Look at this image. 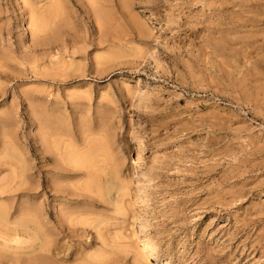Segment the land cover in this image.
<instances>
[{
	"label": "rangeland",
	"instance_id": "1",
	"mask_svg": "<svg viewBox=\"0 0 264 264\" xmlns=\"http://www.w3.org/2000/svg\"><path fill=\"white\" fill-rule=\"evenodd\" d=\"M47 2L0 0V264H264V0ZM89 145L120 212L46 188Z\"/></svg>",
	"mask_w": 264,
	"mask_h": 264
},
{
	"label": "bare ground",
	"instance_id": "2",
	"mask_svg": "<svg viewBox=\"0 0 264 264\" xmlns=\"http://www.w3.org/2000/svg\"><path fill=\"white\" fill-rule=\"evenodd\" d=\"M47 1H48L47 2L48 3V5H47V12L50 13V11L54 9L55 3H56L57 0H47ZM105 2H106V0H93V4L95 6H97V7H100ZM45 3H46V0H45ZM92 7H93V5H92ZM43 8H45V7L42 6L41 9H43ZM56 10H57V8H56ZM43 11H44V9L42 10V12ZM45 14H46V12H44V15ZM53 15H51V18H49V19L52 20V16ZM46 17L45 18L43 17V18L46 20L47 19ZM50 21H48V22L50 23ZM45 22H47V20ZM39 23H41V22H39ZM46 28H47V25H44V23H43V25L35 24L34 27H33V29H32V32H30V33H31L32 37H34V38L37 39V38L40 37V34L41 33H44L45 31H47ZM45 44L46 43L44 41H42L40 45L43 46ZM82 143H83V141H82ZM83 148L84 149H82L80 151L77 160H75L76 162H71L72 159H69V158L67 159L68 160L67 162L72 163L73 166H69L66 163V161L62 158V156L59 157V155L58 156L55 155L54 159H52V161H53V168L52 169L54 170L55 174L58 177H62V178H65V179L76 177L79 180H82L83 179V181L82 182L80 181L81 183H77V184L72 185V186H66V187H64L62 189L57 188V186L54 187V185L51 183L52 181H47L46 182V188L47 189H50L51 191L56 192V194H63L62 196H65L66 199H71V200L77 199V202H79V201H85L86 203L89 202V203H92V204L97 205V206L99 204H101L100 201H99L100 203L98 202L99 204L97 203V201L99 199L100 200H108L109 203L114 208L113 211H115V212L122 211L124 209V199H125V197L129 196L130 193L132 194V192L130 191V193H129V189L130 188H128L121 181V179H120V172L118 170V165L114 162V160L112 158V155L108 152V150L106 149V147L100 148L99 150L101 151V154L100 153H97L96 156L93 154L95 147L93 148V146L89 145L88 147L87 146L86 147L84 146ZM95 149H97V147ZM40 157H42V156H40ZM43 159H45V161L50 160L49 157H43ZM73 160H74V158H73ZM67 167H71V169H67ZM47 168H46V171H45L46 174H48V173H50L52 171V170L49 171ZM7 185H11V184L9 183ZM7 187L9 188V186H7ZM19 188H21V187L19 186ZM26 188H28V186ZM7 192H9V189H2L0 191V194L1 195L2 194H6ZM53 196H54V198H59V195H53ZM132 197L134 199V203H136V201H137V193L134 192V194L132 195ZM5 198L8 199L7 197H5ZM131 201H132V198H131ZM131 204H132V202H131ZM4 214H5L4 213V210H2V208L0 207V219L2 218V216ZM62 214H64L67 217V222H68V220L71 221L73 215H76V216H88L89 215L90 216L91 214H93V211L90 208L89 209H86V208L85 209H82L81 208L79 210L76 209L75 207H73L71 209L69 208V210L68 209L59 208L58 215H62ZM77 222H79V220ZM4 225H6V224H4ZM84 226L83 227H80V228H78L76 230L70 228L71 226L70 227H65L64 231H65V233L68 232V231L70 233L71 232H74V231H79V232H81V234L83 233V234H87V235L89 233H91V231H89L88 229L84 228ZM98 226L99 227H97V231L96 232H97L98 237H100L101 236V229H100L101 227H100V225H98ZM17 227H15V228L17 229ZM27 229H28V227H27ZM27 229L25 230V233H27L26 232ZM20 230H21V228H20ZM30 231H32V230L30 229ZM32 233H34V232H32ZM34 234H36V233H34ZM78 237H80V236H78ZM35 239H37V237H35ZM75 239L77 240V238H75ZM80 239H81V237H80ZM144 239H145L144 242H145V244L147 246H152V242L150 241V239L146 238L145 236H144ZM16 240H15V242L17 244L18 243L21 244L22 241H18V240L16 241ZM20 240H22V239H20ZM28 241H29V239H28ZM40 244H42V243H40ZM37 245L39 246V243ZM42 246L43 247H40L38 250H42V249L48 248L44 244ZM77 246H79L78 243H76V247ZM3 247H5V246H3ZM34 247H36V245H34L33 248ZM70 247L71 246H69V248H67L66 250L65 249L63 250L62 249L64 251V256H66V257L69 256L70 257L72 255V252H69V251H71L70 250ZM32 249H31V251H32ZM36 250H37L36 248L33 249V251H36ZM54 255H55V253H54ZM54 255H53V257H54ZM36 263H37V260H34L32 262H29V264H36ZM163 264H167V263H163Z\"/></svg>",
	"mask_w": 264,
	"mask_h": 264
}]
</instances>
